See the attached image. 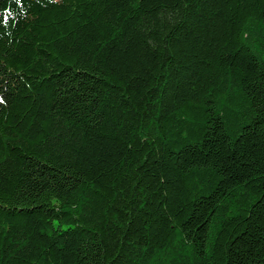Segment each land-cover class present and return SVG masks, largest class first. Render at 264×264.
Returning <instances> with one entry per match:
<instances>
[{
	"label": "trees",
	"instance_id": "16d2710c",
	"mask_svg": "<svg viewBox=\"0 0 264 264\" xmlns=\"http://www.w3.org/2000/svg\"><path fill=\"white\" fill-rule=\"evenodd\" d=\"M0 264H264V0H0Z\"/></svg>",
	"mask_w": 264,
	"mask_h": 264
}]
</instances>
